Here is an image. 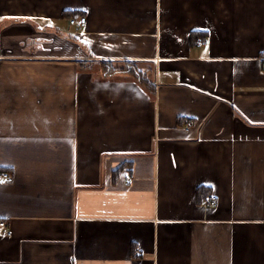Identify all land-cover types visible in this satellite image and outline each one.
Here are the masks:
<instances>
[{"label":"crops","instance_id":"1","mask_svg":"<svg viewBox=\"0 0 264 264\" xmlns=\"http://www.w3.org/2000/svg\"><path fill=\"white\" fill-rule=\"evenodd\" d=\"M263 61L264 0H0V264H264Z\"/></svg>","mask_w":264,"mask_h":264},{"label":"trees","instance_id":"2","mask_svg":"<svg viewBox=\"0 0 264 264\" xmlns=\"http://www.w3.org/2000/svg\"><path fill=\"white\" fill-rule=\"evenodd\" d=\"M102 64V69L104 74H113L115 72H125L134 75L138 81L144 85L150 91L155 89L154 83L149 79L147 73H143L136 69V66L133 64L132 60H123L122 65H115L111 60H100ZM204 189V188H203ZM202 188L198 189V194L201 193Z\"/></svg>","mask_w":264,"mask_h":264},{"label":"built area","instance_id":"3","mask_svg":"<svg viewBox=\"0 0 264 264\" xmlns=\"http://www.w3.org/2000/svg\"><path fill=\"white\" fill-rule=\"evenodd\" d=\"M86 21V16L80 15L70 18V22L75 24L77 28L81 29ZM264 69V61H263ZM13 180V175L7 170H0V181L11 182ZM0 183V184H3ZM204 203L207 205L215 206L217 204V195L215 193H209L204 197ZM12 231L7 227V220L5 218H0V235L10 236Z\"/></svg>","mask_w":264,"mask_h":264},{"label":"snow or ice","instance_id":"4","mask_svg":"<svg viewBox=\"0 0 264 264\" xmlns=\"http://www.w3.org/2000/svg\"><path fill=\"white\" fill-rule=\"evenodd\" d=\"M3 182H5V181H0V183H3Z\"/></svg>","mask_w":264,"mask_h":264},{"label":"rangeland","instance_id":"5","mask_svg":"<svg viewBox=\"0 0 264 264\" xmlns=\"http://www.w3.org/2000/svg\"><path fill=\"white\" fill-rule=\"evenodd\" d=\"M95 66H97V65H95ZM138 66H139V64H138ZM140 67V66H139Z\"/></svg>","mask_w":264,"mask_h":264}]
</instances>
